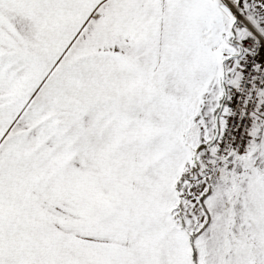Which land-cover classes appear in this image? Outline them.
<instances>
[{
  "label": "snow or ice",
  "instance_id": "obj_1",
  "mask_svg": "<svg viewBox=\"0 0 264 264\" xmlns=\"http://www.w3.org/2000/svg\"><path fill=\"white\" fill-rule=\"evenodd\" d=\"M0 264H264V0H0Z\"/></svg>",
  "mask_w": 264,
  "mask_h": 264
}]
</instances>
